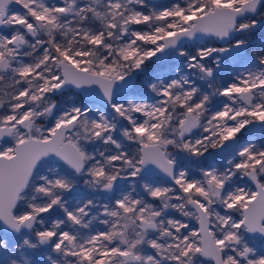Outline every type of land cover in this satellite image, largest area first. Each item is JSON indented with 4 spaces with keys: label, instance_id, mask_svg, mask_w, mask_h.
I'll list each match as a JSON object with an SVG mask.
<instances>
[{
    "label": "snow or ice",
    "instance_id": "1",
    "mask_svg": "<svg viewBox=\"0 0 264 264\" xmlns=\"http://www.w3.org/2000/svg\"><path fill=\"white\" fill-rule=\"evenodd\" d=\"M0 264H264V0H0Z\"/></svg>",
    "mask_w": 264,
    "mask_h": 264
}]
</instances>
